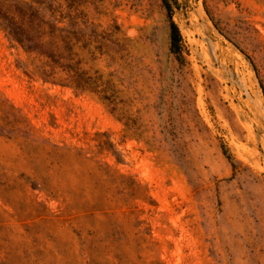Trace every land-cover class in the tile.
Here are the masks:
<instances>
[{"label": "rangeland", "instance_id": "374dc122", "mask_svg": "<svg viewBox=\"0 0 264 264\" xmlns=\"http://www.w3.org/2000/svg\"><path fill=\"white\" fill-rule=\"evenodd\" d=\"M0 1L67 27L118 105L44 82L0 27V118L37 130L0 135V264H264V0Z\"/></svg>", "mask_w": 264, "mask_h": 264}, {"label": "trees", "instance_id": "16d2710c", "mask_svg": "<svg viewBox=\"0 0 264 264\" xmlns=\"http://www.w3.org/2000/svg\"><path fill=\"white\" fill-rule=\"evenodd\" d=\"M163 1L167 9L171 11L169 1ZM20 5L22 7H15L17 12H12L7 10L0 1V27L26 53L35 54L38 57L40 64L36 65L35 74L44 82L55 86L71 87L100 95L103 100L113 104V110H117L116 91H113L111 82L92 79L81 67L80 60L74 61L66 54V47L71 40L69 29L51 22L34 3ZM53 16L52 13L51 17ZM182 41L180 28L171 18L170 49L171 53L179 59L184 56ZM3 108L4 115L0 118V135L12 138L14 132L21 133L27 146H31L32 139L36 137V128L9 101L3 102ZM105 148L112 151L120 162L121 157L111 141H108ZM224 150L227 157L231 158L228 150L226 148Z\"/></svg>", "mask_w": 264, "mask_h": 264}]
</instances>
